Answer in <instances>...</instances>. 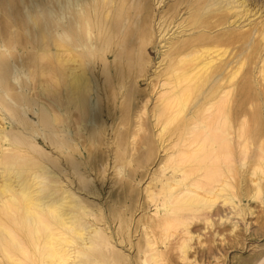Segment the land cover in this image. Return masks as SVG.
Here are the masks:
<instances>
[{"label":"rangeland","instance_id":"374dc122","mask_svg":"<svg viewBox=\"0 0 264 264\" xmlns=\"http://www.w3.org/2000/svg\"><path fill=\"white\" fill-rule=\"evenodd\" d=\"M172 1L112 0V9L106 13L107 0H86L89 16L81 39L83 51L75 48L89 87L81 95L86 102L81 117L66 87V65L59 51L67 45L66 0H0V126L4 128L0 131V167L13 163L28 166L31 171L55 173L60 189L68 190L86 207L87 217H91L97 231L94 242L104 247L101 258L107 257L114 264H264V180L258 181L262 189L259 201L248 195L253 191L248 172L254 167L255 158L264 156V80L248 66L236 77L242 89L239 104L245 118L246 166L240 165L242 151L236 145L235 134L228 139L230 158L238 170L234 168L237 178L232 181L238 188L240 201L235 198L234 204L242 211L235 215L227 206L220 207L230 219L208 230L200 221L192 223L195 233L187 259L177 256V237H170L165 245L158 244L157 249L164 255L160 262L154 261L151 255L155 250L148 248L149 238L140 228L151 215L166 213L164 204L168 197L159 198L156 203L159 207L151 204L145 200V187L152 180L156 183L172 173L170 168L161 169V166L176 149V137L184 128L185 118L193 119L196 107L209 94V85L205 84L207 91H202V86L189 96L185 111L166 125L161 134L166 141L160 146L158 128L169 114L155 120L154 112L163 92L162 81L170 78L171 71L147 65L144 5L153 3V36L159 39L160 31L166 25L168 28L161 33L165 39L159 46L157 62L164 57L170 43L184 37L177 26L190 15L182 11L177 20L172 19V25L166 20L160 29L157 12L165 11ZM213 1L230 8L236 0H211L207 4L209 8L218 6ZM259 13L243 24L262 20L264 11ZM109 16L115 23L106 33L102 28ZM249 27L245 25L238 30L235 26H225L220 30L238 33ZM42 85L48 88L47 93L42 92ZM229 112L232 128L237 121L232 111ZM203 210L199 213L205 215L206 209ZM102 218L108 222L101 221ZM7 222L26 237L18 223ZM198 233L201 235L197 239ZM92 254L100 256L97 251H91ZM2 262L5 264L6 260Z\"/></svg>","mask_w":264,"mask_h":264},{"label":"bare ground","instance_id":"6f19581e","mask_svg":"<svg viewBox=\"0 0 264 264\" xmlns=\"http://www.w3.org/2000/svg\"><path fill=\"white\" fill-rule=\"evenodd\" d=\"M107 1L106 13L112 9V0ZM209 1L211 0H173L165 11L158 10L159 28L166 20H170L169 25H172V19L177 20L182 11L190 15L177 26L184 37L170 43L164 57L157 62L159 46L165 39L161 33L168 28L167 25L166 29L160 28L162 30L159 39L153 36V3L147 2L144 5L143 18L147 26L144 52L147 65L171 71L170 78L162 81L163 92L157 100L158 108L154 112L155 120L167 112L169 114L160 123L158 136L168 123L185 111L189 96L196 94L202 86L203 91L205 84L209 85L208 89L205 86L209 91L204 90L209 92L206 95L207 100L202 104L204 110L202 105H198L195 114L191 116L193 119L185 118L184 128L176 137V149L168 155L167 163L161 166V169L170 168L172 173L164 179H157L156 183L159 185L152 180L144 190L145 200L151 204L160 201L161 196L168 197L169 200L164 204V215H151L143 224L140 223V228L145 230L149 238L148 248L155 250L151 257L158 262L164 255L163 251L157 249L158 244L165 245L170 237H177V256L187 259L195 233L191 226L198 221L207 230L215 227L217 223L222 226L230 219L224 214L225 210L220 208L222 206H227L235 215L242 211L234 204V199L240 201V197L238 188L234 185V180L232 181L237 175L235 178L233 174L235 167L230 158L228 139L235 134L236 145L242 151L240 165L246 166L248 148L243 137L245 118L239 104L242 89L240 80L236 77L243 67L248 66L264 80V18L258 22L249 21L243 24L249 17L264 11V0H236L230 8H223L216 1L213 2L218 6L209 8ZM87 7L86 0H66L67 45L59 50L66 65V87L73 107L80 116L84 115L86 109L81 95L89 87L87 73L82 60L75 54V48L79 47L83 51L81 39L85 19L89 16ZM259 14L260 17L261 13ZM114 23L115 19L110 17L105 28H102L103 31L109 33ZM245 25H249V29L238 33L237 30L230 33L220 30L225 26H235L239 30ZM173 71L180 72L174 74ZM232 86L234 87L231 88ZM41 89L47 93L48 88L42 85ZM55 92L57 91H53ZM230 110L237 121L235 125L232 124V128L229 126ZM79 123L78 132L82 130L81 122ZM3 129L0 126V131ZM165 141L161 135L160 146H164ZM252 165L254 167L248 174L253 191L248 195L254 201H259L262 189L258 181L264 180V156L261 154L255 158ZM29 169L28 166H17L13 163L0 167V264H3V260L8 264H114L107 257L101 258L104 256V247L94 242L96 228L90 221L91 217H87L86 207L80 203L79 198L73 197L66 189H60L55 173ZM203 209L207 210L205 215L199 213ZM247 210L251 213V209ZM102 219L101 221L108 222L107 218ZM7 220L18 223L26 237L23 238L13 230ZM110 233L114 234V230ZM199 234L197 239L200 238ZM91 251L99 252L100 256L91 255Z\"/></svg>","mask_w":264,"mask_h":264}]
</instances>
